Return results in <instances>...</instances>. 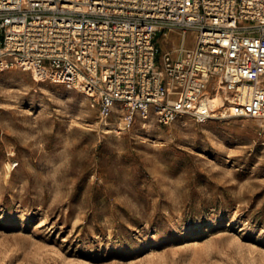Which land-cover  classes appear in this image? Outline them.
I'll return each instance as SVG.
<instances>
[{
	"label": "rangeland",
	"instance_id": "obj_1",
	"mask_svg": "<svg viewBox=\"0 0 264 264\" xmlns=\"http://www.w3.org/2000/svg\"><path fill=\"white\" fill-rule=\"evenodd\" d=\"M0 264H264V121L115 131L80 91L1 71Z\"/></svg>",
	"mask_w": 264,
	"mask_h": 264
},
{
	"label": "built area",
	"instance_id": "obj_2",
	"mask_svg": "<svg viewBox=\"0 0 264 264\" xmlns=\"http://www.w3.org/2000/svg\"><path fill=\"white\" fill-rule=\"evenodd\" d=\"M195 36L161 52L157 34ZM76 89L115 131L264 121V0H0V72Z\"/></svg>",
	"mask_w": 264,
	"mask_h": 264
},
{
	"label": "crops",
	"instance_id": "obj_3",
	"mask_svg": "<svg viewBox=\"0 0 264 264\" xmlns=\"http://www.w3.org/2000/svg\"><path fill=\"white\" fill-rule=\"evenodd\" d=\"M171 34H174V33H169V36L167 37V39L170 37ZM170 40V39H169ZM168 44V43H167ZM186 45H175V46H170V47H167L165 49V51H171V52H177L180 48L182 47H185Z\"/></svg>",
	"mask_w": 264,
	"mask_h": 264
},
{
	"label": "bare ground",
	"instance_id": "obj_4",
	"mask_svg": "<svg viewBox=\"0 0 264 264\" xmlns=\"http://www.w3.org/2000/svg\"><path fill=\"white\" fill-rule=\"evenodd\" d=\"M182 125V124H181ZM186 125V124H185ZM185 125H183V126H185ZM144 127V126H143Z\"/></svg>",
	"mask_w": 264,
	"mask_h": 264
}]
</instances>
